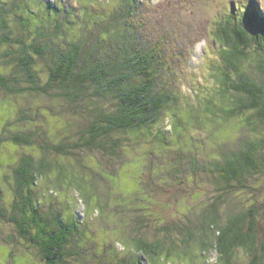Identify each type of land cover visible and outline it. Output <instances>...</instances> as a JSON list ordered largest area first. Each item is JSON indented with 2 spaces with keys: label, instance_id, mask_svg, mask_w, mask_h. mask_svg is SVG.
<instances>
[{
  "label": "rangeland",
  "instance_id": "1",
  "mask_svg": "<svg viewBox=\"0 0 264 264\" xmlns=\"http://www.w3.org/2000/svg\"><path fill=\"white\" fill-rule=\"evenodd\" d=\"M37 2L44 9L35 10L41 8ZM255 3L264 15V0H136L131 7L125 0H0L10 23L9 33L16 36L23 31L39 83L48 79L50 67L57 61L53 46L62 45L64 37L85 33L95 47L92 56L99 59L127 45V28L132 32L130 42L140 39L141 44L156 42L163 47L166 70L155 88L172 95L155 126L115 134L117 150L78 146L73 154L64 156L50 149L54 144H73L101 106L115 109V98L93 86L86 100L30 91L12 94L0 87V205L12 202L13 169L21 157L31 155L36 163L42 157L53 170L40 175L34 186L39 194L35 206H41L42 214L48 213L49 218L61 211L76 220L71 225L74 238L70 246L77 255L66 264H218L217 251L206 252L202 244L214 240L212 232L202 233L203 215L216 198L223 220L254 205L261 209L258 218L262 221L264 160L260 171L248 173L245 183L231 193L218 191L220 183L210 165L217 155L237 151L250 140H262L264 123L258 122L253 130L244 117L223 120L205 108L211 100L220 104L212 77L215 70L209 65L218 51L211 32L232 11L244 14ZM47 4L56 8V18ZM53 15V21L46 22ZM111 16L118 18L119 29L109 21L100 29L97 22ZM44 22L48 24L41 27ZM57 22H63L64 28L55 32ZM24 23L29 24L25 29L21 27ZM109 27L108 37L120 39L104 38ZM45 28L54 33L49 41L40 33ZM4 32L0 27V38ZM9 49L19 48L0 44V53ZM38 49L42 52L37 53ZM251 55L254 59L244 66L263 82L254 65L258 54L252 51ZM8 57L0 58V74L14 70L13 64H6ZM24 79L22 84L29 85ZM229 94L236 95L233 90ZM22 130L35 140L32 147L2 140V136ZM59 172L64 175L58 176ZM80 184L95 191L92 204L82 202ZM78 196L81 198L75 201ZM137 239L160 241L164 251L151 263L152 258H142L135 248ZM171 249V254L166 252ZM235 259L250 264L253 258L239 248ZM0 264H45L38 248L4 218H0Z\"/></svg>",
  "mask_w": 264,
  "mask_h": 264
},
{
  "label": "trees",
  "instance_id": "2",
  "mask_svg": "<svg viewBox=\"0 0 264 264\" xmlns=\"http://www.w3.org/2000/svg\"><path fill=\"white\" fill-rule=\"evenodd\" d=\"M125 1L131 7L136 0ZM37 4L41 8L34 7L35 10L44 9V4L39 2ZM51 7L56 18V8L52 5ZM11 11L14 12L16 9ZM123 11L126 12V8L123 7ZM131 11L132 8L128 12ZM54 15L46 22H52ZM5 16V6L0 4V27L6 31L0 38V44L16 45L19 49H9L0 53V58L10 56L6 60L7 65L8 63L14 65L11 74H0V87L4 91L12 94L30 91L54 97L62 96L70 100L80 98L86 100L85 97L89 96L88 90L93 86L95 91L101 88L106 90L105 94L108 92L117 103L115 109L101 106L84 129H81L83 131L78 132L79 137L72 142L73 144H54L50 151L55 155H71L75 152L73 149H78V146L84 150L94 148L117 150L119 143L113 139L115 134L119 132L133 134L144 128L150 129L157 124L162 111L171 102L170 93L158 92L155 88L157 79L166 70L162 59L163 47L160 44L156 42L141 44L140 39L130 42L132 32L124 28L127 45L103 56L104 58L96 59L92 56L95 47L91 45L85 33L79 34L78 37H64L62 45L53 46L57 61L50 67L48 79L41 84L37 73L32 69L33 59L28 52L29 45H24V37L21 35L23 31L18 32L16 36L9 33L10 23L6 21ZM108 21L111 25L116 24L115 27L119 29V20L114 16L102 23L97 22V25L103 29ZM46 22L41 27L47 25ZM26 25L29 24L24 23L21 27L25 29ZM61 28H64V23L57 22L55 32ZM48 29L50 28H45L40 33L49 41L54 33ZM110 31L111 27L104 31L107 34L105 39H120L109 38ZM211 34L217 43L218 51L216 59L211 60L209 65L215 70L212 77L217 84L215 92L220 104L211 100V103H206L205 108L212 112L213 117L221 116L223 120L244 117L255 130L258 122L264 123V81L260 82V77H255L244 64L251 62L253 58L251 53L255 51L258 56L254 60V65L264 77V15L259 14L256 3L244 14L232 11L217 22V28ZM41 52L37 50V53ZM23 74L29 85L22 84ZM231 90L236 95L229 94ZM176 120L180 121V117ZM6 139L30 147L35 144L32 136L23 130L2 136L3 141ZM263 160L264 138L250 140L244 147L225 156L217 155L210 166L217 177L216 182L220 183L218 191L227 193L237 191L238 185L245 183L244 179L248 173L260 171ZM46 170L52 171L53 167L45 158L40 157L39 163H36L31 155L21 157L13 169L12 202L9 206L0 205V218L13 223L26 242L38 248L45 264H66L68 259L77 255V250L70 246L71 239L74 238L71 234V225L75 224L76 220L71 221L70 215L66 217L61 211L59 216L49 218L48 213L42 214L41 206L40 208L35 206V198L39 194H35L34 186L39 184V177L46 174ZM59 175L62 177L64 174L59 172ZM78 189L84 196L74 198L75 201L81 198L85 204H92L95 191L88 190L84 184L78 185ZM219 205L215 198L211 208L203 215V235L209 231L214 235V240L210 243L202 242L206 252L210 249L216 250L218 264H239L236 262L235 254L242 248L253 258L250 264H264V213L262 221L258 218L261 209L252 205L231 214L225 221L218 210ZM77 218L76 215L75 219ZM80 220L79 223L84 221ZM137 240L135 248L142 252V258H152L151 263L156 255L164 251L160 241ZM166 252L171 254L172 249Z\"/></svg>",
  "mask_w": 264,
  "mask_h": 264
}]
</instances>
